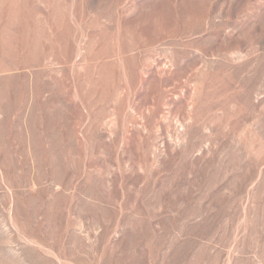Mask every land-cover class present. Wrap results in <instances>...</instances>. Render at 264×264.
I'll return each mask as SVG.
<instances>
[{
  "label": "rangeland",
  "instance_id": "rangeland-1",
  "mask_svg": "<svg viewBox=\"0 0 264 264\" xmlns=\"http://www.w3.org/2000/svg\"><path fill=\"white\" fill-rule=\"evenodd\" d=\"M0 264H264V0H0Z\"/></svg>",
  "mask_w": 264,
  "mask_h": 264
}]
</instances>
